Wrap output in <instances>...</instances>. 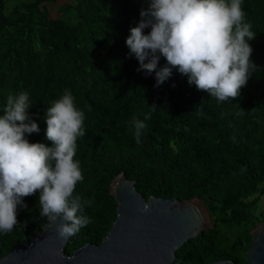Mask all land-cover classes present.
<instances>
[{
	"label": "trees",
	"instance_id": "1",
	"mask_svg": "<svg viewBox=\"0 0 264 264\" xmlns=\"http://www.w3.org/2000/svg\"><path fill=\"white\" fill-rule=\"evenodd\" d=\"M149 3L76 0L51 16L43 0L18 2L9 12L0 0V115L9 95L26 91L29 116L40 130L25 136L51 147L45 116L53 101L68 90L84 112L86 134L77 138L74 157L84 179L74 195L89 202L78 215L91 222L69 237L66 253L105 236L117 205L109 184L122 172L146 198L198 197L207 206L213 226L176 250L179 264H247L251 229L264 221V208L258 211L264 196V0H242L245 22L256 33L248 41L255 68L240 95L223 102L189 85L176 69L160 86L155 72L137 70L126 39ZM166 63L161 56L157 70ZM134 119L146 124L139 143ZM39 195L24 197L17 225L0 233V255L47 220Z\"/></svg>",
	"mask_w": 264,
	"mask_h": 264
},
{
	"label": "clouds",
	"instance_id": "2",
	"mask_svg": "<svg viewBox=\"0 0 264 264\" xmlns=\"http://www.w3.org/2000/svg\"><path fill=\"white\" fill-rule=\"evenodd\" d=\"M242 0H150L141 9L138 26L130 29L126 45L139 61L137 69L155 72L156 86L168 80L176 69L188 77L189 85L206 91L218 102L235 99L246 86L255 38L252 25L245 22ZM150 28L148 34L144 29ZM166 65L158 68L160 58ZM29 94L9 95L0 115V233L7 234L17 225V207H27L23 198L39 191L41 215L56 226L63 239L76 235L90 223L78 215L85 204L74 195L84 179L75 160L77 138L85 136V115L74 103L72 93L64 94L46 110V138L52 142L30 143L25 134L39 132L31 119ZM156 107V106H150ZM151 118V113L144 119ZM137 143L144 121L134 119Z\"/></svg>",
	"mask_w": 264,
	"mask_h": 264
},
{
	"label": "water",
	"instance_id": "3",
	"mask_svg": "<svg viewBox=\"0 0 264 264\" xmlns=\"http://www.w3.org/2000/svg\"><path fill=\"white\" fill-rule=\"evenodd\" d=\"M116 217L99 244L85 243L66 253L68 239L58 236L62 218H48L30 237L24 236L0 264H179L176 250L201 231L213 226L211 214L198 197L178 200L155 195L144 197L135 180L122 172L109 184ZM247 264H264V221L251 229ZM211 264H235L219 259Z\"/></svg>",
	"mask_w": 264,
	"mask_h": 264
},
{
	"label": "rangeland",
	"instance_id": "4",
	"mask_svg": "<svg viewBox=\"0 0 264 264\" xmlns=\"http://www.w3.org/2000/svg\"><path fill=\"white\" fill-rule=\"evenodd\" d=\"M29 1V0H5V12H9L10 9L18 2ZM45 6L49 10L51 16H55L58 13H61L60 6L64 3L75 4L76 0H43ZM258 193L253 194L251 197H256ZM264 208V196H261L259 210Z\"/></svg>",
	"mask_w": 264,
	"mask_h": 264
}]
</instances>
